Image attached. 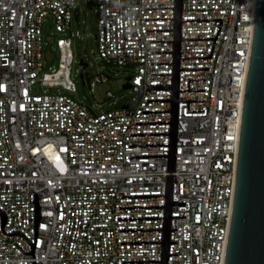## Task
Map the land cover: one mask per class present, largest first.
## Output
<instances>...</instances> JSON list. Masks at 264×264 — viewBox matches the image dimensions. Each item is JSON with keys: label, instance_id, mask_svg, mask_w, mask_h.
<instances>
[{"label": "built area", "instance_id": "1", "mask_svg": "<svg viewBox=\"0 0 264 264\" xmlns=\"http://www.w3.org/2000/svg\"><path fill=\"white\" fill-rule=\"evenodd\" d=\"M256 0H183L182 19L223 18L211 58L180 59L178 134L168 264H222ZM98 58L130 66L131 97L99 110L73 96L77 0H0V264H160L172 84L175 0H95ZM52 17L59 68L43 72ZM221 20L182 21L181 38L215 37ZM214 39L181 40L209 56ZM80 72L93 92L109 76ZM46 87L69 93H47ZM113 96L111 91L107 97ZM117 101L114 102L116 104ZM102 104H99L101 107Z\"/></svg>", "mask_w": 264, "mask_h": 264}, {"label": "water", "instance_id": "2", "mask_svg": "<svg viewBox=\"0 0 264 264\" xmlns=\"http://www.w3.org/2000/svg\"><path fill=\"white\" fill-rule=\"evenodd\" d=\"M182 3L183 0H175L174 7L144 8H174V18L144 19H174V29L146 30H173V40H150V42L173 41V51L151 52H173V62L150 63H172V73L151 74H172V84L147 85V90L171 89V98L148 99L146 101H171V110H142L141 112H171V114L170 121H147L136 122L135 124L170 123V132L130 134V136L170 134L169 143L128 145L129 147L169 145L168 154L129 156V158L168 156L160 264H168L169 260L179 101L188 102V112L203 111L189 110V101H204V99L179 100V91L205 90L190 89V80H206V78L188 79V89H180V70L209 69V67L180 68V59L211 58L223 20V18L182 19ZM207 20H221L215 37L181 38L182 21ZM195 39H214L209 56H181V40ZM84 65L87 66V64ZM125 87L129 88L130 85L126 84ZM222 264H264V0L255 1L254 34L241 104L234 183Z\"/></svg>", "mask_w": 264, "mask_h": 264}, {"label": "rangeland", "instance_id": "3", "mask_svg": "<svg viewBox=\"0 0 264 264\" xmlns=\"http://www.w3.org/2000/svg\"><path fill=\"white\" fill-rule=\"evenodd\" d=\"M95 0H77V8L73 12L72 29L79 30L81 37L74 36V63L72 66L71 78L76 84V93L73 96L83 100L86 104L92 105L99 110H110L121 106L131 97L130 89L125 87L127 77L134 71L130 66L108 65L98 58L97 42V17L95 14ZM43 28V72H51L59 68L60 51L57 45V38L61 33L56 32L55 23L52 17H46L42 24ZM85 68L88 74L102 71L109 78L105 82L96 83L92 92L89 80L84 84L80 72ZM47 93L61 92L69 93L63 88L46 87ZM111 91L113 96L107 97ZM117 101L116 104L114 102ZM99 104H102L99 107Z\"/></svg>", "mask_w": 264, "mask_h": 264}, {"label": "bare ground", "instance_id": "4", "mask_svg": "<svg viewBox=\"0 0 264 264\" xmlns=\"http://www.w3.org/2000/svg\"><path fill=\"white\" fill-rule=\"evenodd\" d=\"M238 124H240V121H239V123Z\"/></svg>", "mask_w": 264, "mask_h": 264}]
</instances>
